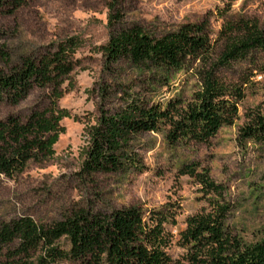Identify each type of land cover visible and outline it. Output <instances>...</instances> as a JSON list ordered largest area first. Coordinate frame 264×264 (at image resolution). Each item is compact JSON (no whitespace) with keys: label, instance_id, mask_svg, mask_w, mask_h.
<instances>
[{"label":"rangeland","instance_id":"rangeland-1","mask_svg":"<svg viewBox=\"0 0 264 264\" xmlns=\"http://www.w3.org/2000/svg\"><path fill=\"white\" fill-rule=\"evenodd\" d=\"M4 9L10 8L6 2ZM246 17L264 21V0H25L14 12L0 14V70L7 71L23 54L52 49L58 41L76 43V65L61 85L57 106L69 115L53 145L52 157L29 161L12 178L0 175V223L29 216L49 223L73 208L108 212L136 206L144 215L152 209L173 213L168 252L179 258L177 244L186 218L207 205L201 184L181 174L184 166L208 171L223 188L229 203L227 223L246 241L264 235V144L238 140L246 110L264 109V54H248L222 69L227 81L241 85L238 117L221 126L206 143L169 145L161 134L139 133L133 140L140 169L121 173H80L87 144L86 127L95 123L99 106L115 109L124 97L165 100L187 98L196 85V63L180 70L139 68L128 60L107 67L100 51L115 28L139 25L161 35L184 23L206 20L212 39L228 19ZM8 61V62H6ZM51 88H33L17 104L0 103V120L8 115L26 118L33 110L50 107ZM208 194L207 196H212ZM0 252V259H1ZM61 264H78L63 262Z\"/></svg>","mask_w":264,"mask_h":264},{"label":"trees","instance_id":"trees-1","mask_svg":"<svg viewBox=\"0 0 264 264\" xmlns=\"http://www.w3.org/2000/svg\"><path fill=\"white\" fill-rule=\"evenodd\" d=\"M25 0H0V14L12 13ZM206 20L184 23L161 35L139 25L115 28L100 51L107 67L128 60L139 68L180 70L196 63V85L187 98L174 95L163 101L124 97L115 109L99 106L95 123L86 127L87 144L80 173H121L140 169L134 138L142 132L162 135L169 145L206 143L221 126L238 117L243 87L224 79L220 72L248 54H264V21L239 17L223 23L212 39ZM76 43L58 41L52 49L23 54L7 71L0 70V103L17 104L33 88H51L50 107L33 110L26 118L8 115L0 120V175L12 178L29 161L52 157L53 145L64 130L60 124L69 113L57 106L61 85L74 69ZM8 62V61H6ZM238 140L264 144V109L246 110L238 128ZM181 174L201 184L207 205L186 218L177 244L184 252L174 258L168 252L174 223L170 212L136 206L108 212L73 208L49 223L20 216L0 223V264H264V235L246 241L227 223L229 203L221 185L208 171L184 166ZM213 194L212 196H207Z\"/></svg>","mask_w":264,"mask_h":264}]
</instances>
